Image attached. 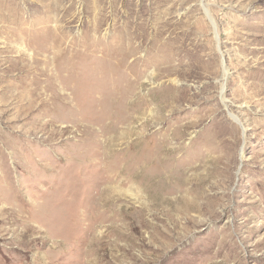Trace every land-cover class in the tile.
<instances>
[{
	"label": "rangeland",
	"instance_id": "374dc122",
	"mask_svg": "<svg viewBox=\"0 0 264 264\" xmlns=\"http://www.w3.org/2000/svg\"><path fill=\"white\" fill-rule=\"evenodd\" d=\"M0 264H264V0H0Z\"/></svg>",
	"mask_w": 264,
	"mask_h": 264
},
{
	"label": "bare ground",
	"instance_id": "6f19581e",
	"mask_svg": "<svg viewBox=\"0 0 264 264\" xmlns=\"http://www.w3.org/2000/svg\"><path fill=\"white\" fill-rule=\"evenodd\" d=\"M206 6V5H205ZM204 9H205V7H204ZM205 11V13H206V15H207V17H208V19L211 21V23H212V25H213V27H214V31H215V39H216V42H217V45H218V43H219V38H218V32H217V28H216V24H215V22H214V19L212 18V16L209 14V11L207 10V9H205L204 10ZM223 61V60H222ZM224 65V64H223ZM224 69H225V65H224ZM226 72V71H225ZM224 72V73H225ZM76 124V123H75ZM83 128H85V127H83ZM90 128V127H89ZM92 130V129H91ZM94 130V129H93ZM104 130V129H103ZM89 131V130H88ZM107 131V130H106ZM86 132V131H85ZM98 133V132H97ZM97 136V135H96ZM94 139V138H93ZM110 139V138H109ZM112 139V138H111ZM108 143H110V142H108ZM103 145V144H102Z\"/></svg>",
	"mask_w": 264,
	"mask_h": 264
}]
</instances>
